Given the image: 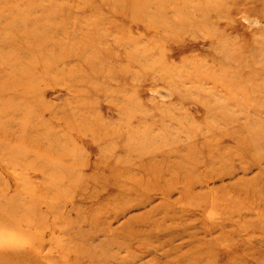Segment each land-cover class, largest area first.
<instances>
[{
	"label": "rangeland",
	"instance_id": "obj_1",
	"mask_svg": "<svg viewBox=\"0 0 264 264\" xmlns=\"http://www.w3.org/2000/svg\"><path fill=\"white\" fill-rule=\"evenodd\" d=\"M0 264H264V0H0Z\"/></svg>",
	"mask_w": 264,
	"mask_h": 264
},
{
	"label": "bare ground",
	"instance_id": "obj_2",
	"mask_svg": "<svg viewBox=\"0 0 264 264\" xmlns=\"http://www.w3.org/2000/svg\"><path fill=\"white\" fill-rule=\"evenodd\" d=\"M146 1H148V0H146ZM147 4V3H146Z\"/></svg>",
	"mask_w": 264,
	"mask_h": 264
}]
</instances>
